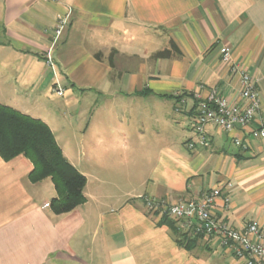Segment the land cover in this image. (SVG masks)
I'll return each instance as SVG.
<instances>
[{
    "label": "crops",
    "instance_id": "obj_1",
    "mask_svg": "<svg viewBox=\"0 0 264 264\" xmlns=\"http://www.w3.org/2000/svg\"><path fill=\"white\" fill-rule=\"evenodd\" d=\"M67 7L53 68L44 53ZM172 41L180 56L152 57ZM222 46L258 80L264 116V0H0V103L44 120L87 177L86 201L56 214L51 179L32 183L27 157L0 156V264H247L215 236L180 246L141 199L219 188L221 221L264 229V139L244 150L208 125L209 146H188L195 93L239 99ZM181 93L193 98L177 104Z\"/></svg>",
    "mask_w": 264,
    "mask_h": 264
},
{
    "label": "built area",
    "instance_id": "obj_2",
    "mask_svg": "<svg viewBox=\"0 0 264 264\" xmlns=\"http://www.w3.org/2000/svg\"><path fill=\"white\" fill-rule=\"evenodd\" d=\"M72 13L73 8L67 7L66 13L59 18L52 42L44 53L46 63L53 68L54 49L70 24ZM220 52L223 62H231V71L240 78L239 99L233 100L217 88H213L205 97L195 93L192 128L198 139L196 142L190 141L188 146H209L206 127L214 125L232 133L234 143L247 150L250 147V137L264 139V116L261 114L262 99L258 80L239 64L232 62L228 47L222 46ZM53 91L62 96L65 90L57 83L53 86ZM186 102L187 98L184 97L180 104ZM220 195L221 190L213 188L194 200L166 202L147 196H141V199L149 213L159 218H170L183 232L215 236L222 246L232 250L235 256L245 259L247 264H264V229L256 221L241 230L221 221L213 212L215 201Z\"/></svg>",
    "mask_w": 264,
    "mask_h": 264
},
{
    "label": "trees",
    "instance_id": "obj_3",
    "mask_svg": "<svg viewBox=\"0 0 264 264\" xmlns=\"http://www.w3.org/2000/svg\"><path fill=\"white\" fill-rule=\"evenodd\" d=\"M180 55L181 50L172 41L169 48L156 52L152 57L162 59ZM96 57L101 59L102 54L97 53ZM171 97L180 104L182 98H193V94L181 93ZM195 106L196 100L191 112H194ZM175 109L180 111L181 108ZM19 155H24L33 163L28 176L32 183L47 178L53 182L56 196L50 201V206L56 214L70 212L86 201L84 188L87 177L67 159L51 127L41 118L0 103V156L9 161ZM159 223L171 228L180 246L188 250L195 247L197 238L179 230L175 221L165 216Z\"/></svg>",
    "mask_w": 264,
    "mask_h": 264
},
{
    "label": "rangeland",
    "instance_id": "obj_4",
    "mask_svg": "<svg viewBox=\"0 0 264 264\" xmlns=\"http://www.w3.org/2000/svg\"><path fill=\"white\" fill-rule=\"evenodd\" d=\"M53 93H54V92H53ZM52 98H53V97H52ZM54 98H56V97L54 96ZM49 103H51V102H48V101H43V102H42L43 105H45V104H49Z\"/></svg>",
    "mask_w": 264,
    "mask_h": 264
}]
</instances>
